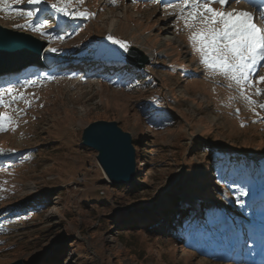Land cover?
Returning a JSON list of instances; mask_svg holds the SVG:
<instances>
[{"label":"rangeland","instance_id":"374dc122","mask_svg":"<svg viewBox=\"0 0 264 264\" xmlns=\"http://www.w3.org/2000/svg\"><path fill=\"white\" fill-rule=\"evenodd\" d=\"M164 2L75 0L70 11L93 14L77 20L49 8L45 31L65 37L51 42L14 27L25 18L0 13V24L58 49L46 50L56 61L44 70L0 79V88L29 77L41 81L20 89L28 103L0 107L16 121L0 133V264H247L231 260L230 248L250 240L251 223L264 219V201L255 197L257 187L264 192V94H257L264 84L246 89V100L206 69L179 9ZM15 7L33 6L23 0ZM231 7L248 9L243 2ZM108 36L148 55L150 65L139 71L122 63L126 53ZM87 57L100 69L85 77L76 70ZM141 103L148 115L168 113L175 121L160 119L152 128ZM100 121L131 136L135 185H108L98 153L82 145L84 130ZM210 145L227 155L212 154ZM199 199L209 212L197 214L190 232L168 226L181 202L195 209Z\"/></svg>","mask_w":264,"mask_h":264},{"label":"snow or ice","instance_id":"6c2138e0","mask_svg":"<svg viewBox=\"0 0 264 264\" xmlns=\"http://www.w3.org/2000/svg\"><path fill=\"white\" fill-rule=\"evenodd\" d=\"M75 0H27V4L33 6L25 11L15 7L21 5L23 0H0V13H14L17 17H23L25 24L14 25L19 30H27L51 42L54 39L63 41L64 36H54L45 31L49 27L47 17L50 15L49 8L72 20L90 19L93 14L85 11H70L71 3ZM115 4V0H112ZM137 2V0H132ZM160 2V0H153ZM242 0H175L166 7L178 8L180 19L184 20L185 27L190 31V42L193 50L198 53L200 63L213 74H218L229 80L231 86L235 84L241 95L245 90L254 87L255 83L264 84V76H257V72L264 67V28L255 22L253 13L232 8V4H239ZM253 3V0H243ZM83 3V0H79ZM214 5H219L215 7ZM259 19L264 21V7H261ZM107 40L112 45H117L124 53H128L130 45L127 42L108 36ZM48 53L56 54L58 49H47ZM74 78V77H68ZM255 78V79H254ZM57 76L44 74V80L55 81ZM40 77H29L9 83L0 88V107L5 109L14 103L24 101L27 97L20 89H27L40 83ZM257 94L264 92L257 91ZM6 97L10 100L6 101ZM260 107L264 108V104ZM13 111H22L13 108ZM16 123L14 118L6 111L0 114V133L11 130ZM4 153L0 152V156ZM241 196H247L248 192L240 190Z\"/></svg>","mask_w":264,"mask_h":264},{"label":"water","instance_id":"95a60500","mask_svg":"<svg viewBox=\"0 0 264 264\" xmlns=\"http://www.w3.org/2000/svg\"><path fill=\"white\" fill-rule=\"evenodd\" d=\"M48 45L40 38L0 24V77L11 76L36 66L44 68ZM128 64L144 69L150 58L135 47L126 55ZM82 145L98 153L97 162L112 186L136 182V150L131 136L115 122H95L83 132ZM12 264H24L19 260Z\"/></svg>","mask_w":264,"mask_h":264},{"label":"trees","instance_id":"16d2710c","mask_svg":"<svg viewBox=\"0 0 264 264\" xmlns=\"http://www.w3.org/2000/svg\"><path fill=\"white\" fill-rule=\"evenodd\" d=\"M141 107H143V112H144V114H146V116H143L142 117V119L144 120V118H146V117H148L149 115H151L150 116V119H152L150 122L153 124L154 123V125H152V128H155V126H157V120H162V119H164V118H166V121L167 122H174L175 121V119L173 118V117H171L168 113H162L163 115L162 116H157L156 114H155V112H153V114L152 113H149V115L146 113V111L145 110H147V108H146V106H144V103H141ZM146 108V109H145ZM164 127H166V125H163V128ZM207 147V149L212 153V154H221V152L220 151H218L217 149H214L213 148V145H210V146H206ZM137 177H138V175L136 176V182L133 184V185H135L136 183H137ZM133 185H123V186H133ZM207 195L208 196H211L212 195V193L211 192H209V193H207ZM203 203H198V205L200 206V205H202ZM198 206V207H199ZM202 208V207H201ZM196 215V213L193 211V209H191L189 206H183V209L181 210V211H179L177 214H176V216L175 217H173V216H171L172 218H174L173 219V223L175 222V223H177V224H181V225H183V224H189V222H190V220H193V219H195V216ZM156 221V220H155ZM172 221L171 220H168V222H167V224H170ZM156 224H157V222H156ZM155 227H156V225H154V229H155Z\"/></svg>","mask_w":264,"mask_h":264},{"label":"bare ground","instance_id":"6f19581e","mask_svg":"<svg viewBox=\"0 0 264 264\" xmlns=\"http://www.w3.org/2000/svg\"><path fill=\"white\" fill-rule=\"evenodd\" d=\"M243 1V0H242ZM166 3H169V2H165V4ZM241 4V3H240ZM253 5H250L249 4V10L250 11H254V16L256 17V20H255V22H257L258 24H260V26L262 27V28H264V21H262V20H260L259 19V17H260V8L261 7H264V0H253V3H252ZM259 5H262V6H260V7H258ZM240 7V6H239ZM2 25V24H1ZM4 27H6V28H8V29H11L10 27H7V26H5V25H3ZM48 48H50L49 47V45H48V47H47V49ZM46 49V50H47ZM46 52V51H45ZM44 57H47V55L44 53ZM147 57L149 58V56L147 55ZM150 60H151V58H150ZM45 65H46V67H47V63H45ZM259 221V220H258ZM262 224H264V222H262ZM264 228V227H263ZM252 261L254 262V261H256L255 260V257H253L252 258Z\"/></svg>","mask_w":264,"mask_h":264}]
</instances>
